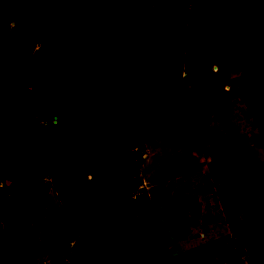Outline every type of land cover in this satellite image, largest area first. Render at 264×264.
<instances>
[{
  "label": "rangeland",
  "instance_id": "1",
  "mask_svg": "<svg viewBox=\"0 0 264 264\" xmlns=\"http://www.w3.org/2000/svg\"><path fill=\"white\" fill-rule=\"evenodd\" d=\"M24 1L38 5L56 26H71L67 0ZM145 4L186 7L184 75L176 95L131 108L122 131L127 193L132 199L146 193L166 230L173 264H264V145L244 105V0ZM92 5L87 20L97 17L98 5ZM121 22L123 43L136 46V36L150 33L155 20L142 29L132 28L127 15ZM43 39L41 31L29 34L0 16V247L8 250L9 263L20 257L13 252L19 239L44 238L49 253L63 250L56 264H99L115 201L106 188L97 197L91 126L84 118L61 121L50 113ZM27 49L39 51L30 55ZM119 59L116 52L103 63L108 78L95 93L104 106L125 83ZM71 64L59 59L55 85L67 107L90 86L74 83ZM47 188L61 200L64 216L52 198L46 200ZM116 217L117 243L106 246V263L141 264L129 224L121 213Z\"/></svg>",
  "mask_w": 264,
  "mask_h": 264
},
{
  "label": "trees",
  "instance_id": "2",
  "mask_svg": "<svg viewBox=\"0 0 264 264\" xmlns=\"http://www.w3.org/2000/svg\"><path fill=\"white\" fill-rule=\"evenodd\" d=\"M145 1L67 0L66 5L74 12L69 18L71 26L65 28L67 26H56L35 3L0 0V16L15 22L29 34L41 31L44 35L51 115L61 121L84 118L91 126L90 158L98 170V179L94 182L97 197L102 188H106L110 199L115 201L114 209L107 215L103 232L107 242L99 253V264H108L110 253L106 246L117 243L113 233L119 228L120 221L116 217L119 213L131 228L141 264H173L166 230L157 220L146 193L135 199L127 193L130 184L123 164L127 141L122 131L133 105L181 91L186 7L147 6ZM74 4L83 7L76 10ZM92 4L98 5L97 17L87 20ZM244 5V105L264 145V0H244ZM125 15L132 20V28L142 29L146 21L155 20L150 33L136 36V46L133 41L128 45L123 43L121 21ZM134 21L141 25H135ZM116 52L120 54L121 64L125 62V83L120 96L104 106L100 99L102 94L95 91L100 92L108 78L103 63L115 57ZM62 57L72 60V71L77 76L74 83L90 85L83 87L80 99L69 107L64 106L63 95L55 88ZM111 110L114 116L110 115ZM103 135L109 140H103ZM134 173L138 174L136 167Z\"/></svg>",
  "mask_w": 264,
  "mask_h": 264
},
{
  "label": "crops",
  "instance_id": "3",
  "mask_svg": "<svg viewBox=\"0 0 264 264\" xmlns=\"http://www.w3.org/2000/svg\"><path fill=\"white\" fill-rule=\"evenodd\" d=\"M151 6H156V4H152ZM165 6H180V5L169 4V5H165ZM12 22L13 21H11V23ZM14 23L15 22H13V24ZM186 27H187V25H186ZM26 51L30 55H32V54H35L36 52H38L39 50L37 49V51L34 52V49L33 50L27 49ZM45 63H46V60H45ZM46 66H47V64H46ZM28 92H31L30 88H28ZM33 98H31L30 101L33 100ZM19 99H21V98H19ZM23 112L25 113L26 110H23ZM33 113L35 115V112H33ZM14 115L16 116L17 114H14ZM27 116L30 117L31 113H30V115H27ZM28 122H29V120H28ZM27 126L31 127V123H28ZM53 192H54L53 188H47V190L45 191V198L47 201H49L52 198L53 202H55L57 205L56 208L59 209V211H61V214L64 216V213H66V212L64 211V208L61 204L62 202ZM47 216H48V214H47ZM65 217H66V215H65ZM68 222H69L68 226L66 225L67 230H70L72 233H74V230H73L74 227L72 226V223L70 222L69 219H68ZM2 245H3V243H2ZM47 247H48L47 242L44 238H41V239L36 238L33 241H31L30 243L25 242L23 239H21V240L19 239V244H18L17 250L13 249V252L17 251V253L20 254V257L13 259L12 262H9V263L5 262L8 250L6 249L5 245H3L2 247H0V264H56L57 260L59 261V259L60 260L63 259V254H62L63 250H61L59 253H57V252L49 253L47 251ZM55 260H56V262H55Z\"/></svg>",
  "mask_w": 264,
  "mask_h": 264
},
{
  "label": "bare ground",
  "instance_id": "4",
  "mask_svg": "<svg viewBox=\"0 0 264 264\" xmlns=\"http://www.w3.org/2000/svg\"><path fill=\"white\" fill-rule=\"evenodd\" d=\"M183 75H184V72H183Z\"/></svg>",
  "mask_w": 264,
  "mask_h": 264
}]
</instances>
